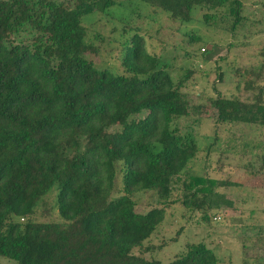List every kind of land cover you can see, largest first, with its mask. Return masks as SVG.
<instances>
[{
  "label": "trees",
  "instance_id": "obj_1",
  "mask_svg": "<svg viewBox=\"0 0 264 264\" xmlns=\"http://www.w3.org/2000/svg\"><path fill=\"white\" fill-rule=\"evenodd\" d=\"M131 1L0 0V255L15 263L164 264L144 254L168 208L183 206L208 222L211 211L233 206L218 192L231 187L229 181L190 170L200 149L179 124L192 117L183 88L193 73L176 83L169 62L150 52L153 36L146 37L144 25L158 11L183 26L207 10L204 24L219 26L224 19L216 21V11L229 8L235 33L245 21L244 4L136 0L152 14L133 26L131 17L115 12ZM97 15L120 25L114 43H120L123 74L89 58L107 41L86 26ZM185 35L191 46L202 43ZM246 88L254 93L250 101H212L219 125L264 126V87L250 82ZM53 189L68 224L31 222L37 203ZM149 193L158 206L140 213L138 196ZM139 249L143 255L134 254ZM218 263L200 243L186 245L167 264Z\"/></svg>",
  "mask_w": 264,
  "mask_h": 264
},
{
  "label": "rangeland",
  "instance_id": "obj_2",
  "mask_svg": "<svg viewBox=\"0 0 264 264\" xmlns=\"http://www.w3.org/2000/svg\"><path fill=\"white\" fill-rule=\"evenodd\" d=\"M131 2V6L127 4L115 12L131 17L134 26L142 21L139 18L152 13L136 0ZM242 2L241 15L245 21L235 33L230 31L233 18L229 8L219 9L216 14L211 12L216 15V21L224 19L219 21V26L204 24L203 15L209 12L207 10L198 11L193 23L183 26L158 11L147 18L151 30L144 25L146 37L153 36L150 52L169 62L176 83L187 76V71L193 73L183 88L192 104V117L179 124L182 131L193 133L200 149L191 163L192 174H210L212 178L232 184L219 188L218 192L233 206L211 211L208 222L203 221L200 212H190L183 206L168 208L164 223L145 244L144 254L164 264L181 254L186 245L200 243L215 252L218 264H264V126H221L212 108L217 96L252 100L254 93L246 88L250 82L264 87V72L263 79L256 77L264 70V0ZM112 19L97 15L86 22L91 33H100L107 40L101 54L89 58L101 68L123 74L120 43H114L120 40V25ZM188 33L200 37L202 43L188 44L185 35ZM212 144L215 149L209 153ZM181 192L176 191V195L182 197ZM153 206H158L155 194L138 196L140 213L148 212ZM31 222L48 226L68 224L59 217L56 189L37 203ZM134 254L139 256L143 252L139 249ZM0 264L18 263L0 255Z\"/></svg>",
  "mask_w": 264,
  "mask_h": 264
}]
</instances>
